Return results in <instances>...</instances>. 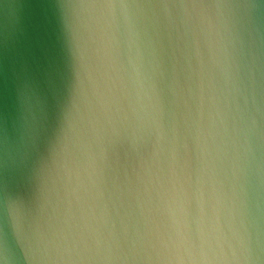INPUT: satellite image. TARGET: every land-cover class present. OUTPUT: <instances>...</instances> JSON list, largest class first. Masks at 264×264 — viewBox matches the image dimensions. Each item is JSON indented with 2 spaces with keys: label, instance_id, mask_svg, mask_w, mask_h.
Here are the masks:
<instances>
[{
  "label": "clouds",
  "instance_id": "clouds-1",
  "mask_svg": "<svg viewBox=\"0 0 264 264\" xmlns=\"http://www.w3.org/2000/svg\"><path fill=\"white\" fill-rule=\"evenodd\" d=\"M0 264H264V0H0Z\"/></svg>",
  "mask_w": 264,
  "mask_h": 264
}]
</instances>
